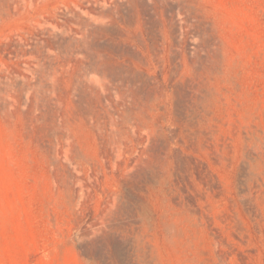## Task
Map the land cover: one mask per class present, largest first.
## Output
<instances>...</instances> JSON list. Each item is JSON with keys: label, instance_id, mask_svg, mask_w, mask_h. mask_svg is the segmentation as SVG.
Masks as SVG:
<instances>
[{"label": "rangeland", "instance_id": "obj_1", "mask_svg": "<svg viewBox=\"0 0 264 264\" xmlns=\"http://www.w3.org/2000/svg\"><path fill=\"white\" fill-rule=\"evenodd\" d=\"M0 264H264V0H0Z\"/></svg>", "mask_w": 264, "mask_h": 264}]
</instances>
